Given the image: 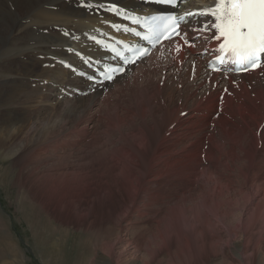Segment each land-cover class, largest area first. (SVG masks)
<instances>
[{"label":"rangeland","instance_id":"374dc122","mask_svg":"<svg viewBox=\"0 0 264 264\" xmlns=\"http://www.w3.org/2000/svg\"><path fill=\"white\" fill-rule=\"evenodd\" d=\"M210 1L213 0H192L190 3L195 6H204L210 5ZM198 13L200 12L196 14ZM195 17L194 21H197V16ZM86 28V33L91 30L90 34H93L94 28ZM96 28L101 31L105 29V25H98ZM55 30L68 40L65 53L51 55V57L40 54L37 56V61L25 59L26 64L34 69L32 74L34 77L29 76L25 80L24 86L22 85L23 87L19 88V82L17 86L11 81H5V84L0 82L3 85V89H0V92L4 91L3 97L10 98L6 103H11L16 109L18 107V111H28V120L32 122L29 123L31 127L34 125L39 128L48 125L53 129L50 136L47 137V139L50 138L49 143H45V138L44 141L39 137L43 135L40 131H31L35 133V136L37 134V138H40L31 139L32 142L23 139L22 134L25 137L27 132L21 133L18 140L19 158L2 155L0 151V264H109L101 257L104 251L110 254L111 264H119L126 258L134 256L141 261L145 255L153 256L148 258V264H184V262H189L188 258L197 262L198 255L205 258L206 255L203 252L194 254L191 249L185 251L184 247L181 248L184 239L180 237H172L169 241L168 245H170V252L173 255L167 253L168 250L164 245L157 251L149 248L145 241L152 239V246L160 240L153 227L159 224H156L159 217L158 211L164 210L167 203L166 193L170 189L174 190L169 187L172 181L167 179L159 191H150V196H154V198L150 202L147 200V207L142 215L139 216L136 208L129 215L124 216L121 214L122 206L126 204L129 196L126 195L124 184L117 180L115 163L127 162V157L132 154L140 157L143 163L147 160L151 163L155 155L158 154V151L156 154L154 152L155 147L161 146L162 143H168L170 140L171 128L173 124L176 125L175 120L180 111L177 104L197 106L198 103L200 106L204 102L202 104L205 105V108L202 107V111L199 110L202 116L199 114L196 117V115L190 125L192 133L189 136L184 131L185 129L181 130L180 137H177L180 149L171 153L170 158L173 162L166 166L175 171V157L187 160L193 154L194 157L201 158V153L198 154V152L204 145L206 148L203 151L208 150L207 164H210L215 160L208 159L215 157L217 152L219 154L216 147L221 144L224 147H220L224 150L235 147L233 151L237 157L240 156L243 160L253 156L257 157L254 163H244L245 161L240 158L234 164L236 172L243 174L251 165L256 164L261 169L260 177H263L264 164L261 161L264 151L261 149V144L264 141V82L258 81L263 80L264 69L243 83L239 81L241 83L239 85H231L225 78L220 77L217 83L219 100L215 102L218 106L216 107L214 104L215 106L212 107L213 109L215 107L217 112H212L210 105L213 104L205 103L206 101L202 99V88L199 91L200 87L192 83V80L195 79L183 76L182 73L185 71L187 63L175 66L176 76H172L168 69L161 70V68L154 67L153 71L150 70L151 72L147 73L148 75L144 74L143 78L135 80L136 82H130L129 88L123 92H118L117 89L122 87L124 80L118 81L113 86L87 84L84 78L74 75L71 69L64 67L58 60L81 63L79 56H87L82 53L84 48L93 52L94 49L91 50L93 48L92 41L84 35V30L78 33L79 35H75V39L78 38V41H71L65 37L70 31L65 26L56 25ZM9 47L14 46L10 44ZM195 50L199 51V45L195 47ZM201 50L204 52V48ZM104 55L106 56V54ZM98 58L102 57L98 56ZM92 59L95 60V58ZM3 60L0 57V64ZM155 60L140 61L136 71L146 69L149 62H155ZM57 67L62 68V72L58 73ZM16 68H19V64L16 65ZM126 77L128 78V76ZM196 79L200 81L201 76H197ZM175 80L177 81L175 82ZM233 83H237L236 80ZM235 88L239 90L240 95ZM174 89L175 94L172 96V100L174 99L175 103L172 101V104L175 105V115L172 114L173 109L168 111L162 108L170 101L165 93ZM158 92L159 94H157ZM182 94H186V96H182ZM215 120L219 122L217 123ZM215 126L222 127L218 129ZM50 128L48 130H51ZM207 128L210 130L213 128L212 132ZM255 128L258 129L255 130ZM223 130L226 131L223 132ZM231 131L233 132L231 133ZM31 132H28L29 139L32 137ZM232 134L237 137H233ZM138 135L142 137L143 141L132 147V137ZM135 139L137 138L135 137ZM231 140H236L235 142L238 144L230 145ZM175 142L178 144V139L175 141L174 138L166 145L175 149ZM181 142H193L194 149L183 152L184 144ZM111 152L113 153L111 154ZM245 154L246 157H243ZM257 155L262 156L258 159ZM220 157L224 158L223 154H220ZM222 173L225 175L229 171L223 170ZM225 176L227 179H231L230 175ZM171 179H175V177ZM233 179L235 184L243 180L241 177ZM176 185L183 186L181 177L175 180V187ZM164 196L165 199L158 203L160 197L163 199ZM241 196L236 190L229 197L227 194L222 196V199L224 202L241 205L244 203ZM145 200L139 201L138 204L141 205ZM205 200L202 203H205ZM231 216L230 218L234 221L235 216ZM177 235L182 236L183 234ZM178 238L180 240L177 242ZM110 247L113 248L110 249ZM206 264H223L221 254L210 253L209 256H206Z\"/></svg>","mask_w":264,"mask_h":264},{"label":"bare ground","instance_id":"6f19581e","mask_svg":"<svg viewBox=\"0 0 264 264\" xmlns=\"http://www.w3.org/2000/svg\"><path fill=\"white\" fill-rule=\"evenodd\" d=\"M152 2L153 0H151L149 3L141 0H0V57L4 59L0 64V82L5 84V81H11L15 86H17L19 82V88H20V86L25 84V80H27L29 76H32L34 70L31 69L26 64L25 59H32V60L34 59L37 61V56L40 54L49 55L51 57V55L56 56L65 53L64 46L68 43L67 42L68 40H66V38H64L62 35L59 34V32L55 30L56 25L67 27V29L70 30L69 32L71 31L75 32L74 35L80 33L83 30L86 31L85 30L86 27L94 28V25L96 27L98 25H102V26L105 25V29L101 31H98V29L95 27L93 29L94 30L93 34L104 35L105 32H107L121 38L128 37L126 33L120 31L119 29H116V23L122 22V19L117 17V15H113L109 12L103 11L104 8L109 7L107 3H113L115 5L114 9H117L119 12L128 10L129 12H136V14L141 13L147 15L149 13H152L153 11H163V10H158V5L153 4ZM216 3L217 0H213L210 3V5L195 6L194 4L187 2L185 6L183 7L181 6V8H177V10L180 12L182 11L190 12V11H197L202 9H211L215 7ZM195 16H197V21H194ZM213 22H214V17L210 14L200 15L198 13L197 15L193 14L190 16H186V21L182 24V33L184 35V42L181 41L180 37L173 38L168 41H162L158 46L155 47V49L153 50L150 56L144 58V60L156 59L155 62H149L148 67L146 69H141L139 71H136L137 66H139L138 65L139 62L143 60L141 59L140 61L134 62L133 65H127L126 70L121 75H117L110 82H103L101 85L107 84L109 86H113L118 81L124 80L125 82L126 81L127 82L126 83L123 82V84L121 85L122 87L117 89L118 92L121 91L123 92V90L129 88L130 82H134L135 80L143 78L147 73H149L150 70L153 71L152 69H154V67L161 68V70L168 69L169 72L171 71L172 76H176L175 66L177 65L180 66L183 63H187L185 67V71L181 73L183 74L184 77L195 79L192 80V83L195 85L197 84L198 87H200L199 91H201L202 88V93H201L203 95L202 99L206 101L205 103L213 104L212 106L210 105L211 108L210 110L212 112H217L215 107H214L215 110L212 107L215 106L216 105L215 102L219 100L217 97L218 95L217 83L219 82L220 77L225 78L227 82L231 85H239L241 84L239 83V81L243 83L245 80L249 79V77L255 76L262 69H264V64L259 65V67L254 71H247L244 74H238V75L227 74L225 72L214 73L208 71L206 69V64H204V61H208L209 59L215 56V49L217 44V40L214 38L216 34V30L212 26ZM205 25H207V27H205ZM67 35H65V37H67ZM77 39H73L71 41ZM10 44H12L14 47H9ZM92 44H93V48L91 50L94 49L92 53L86 48H84L85 49L84 51L82 50V53L86 54L90 58H95V59H97L98 56L103 57L105 56L104 54L108 53V57L111 59L110 61L112 62L114 61L112 59L111 54L108 51V48L105 49L104 46L99 45L98 42H92L91 45ZM197 45H199V51H196L197 48L195 50V47ZM202 48H204V52H202L201 50ZM104 49L106 50L107 53L104 52ZM30 63H32L31 60ZM170 63H172L173 65ZM18 64H19V68H16V65ZM57 69H58V73L59 71L62 72V68L60 69L57 67ZM132 71L135 72L132 73ZM182 74L179 75L181 76ZM126 76H128V78ZM197 76L198 77L201 76L200 81L196 79ZM183 79L184 78L182 77V80ZM235 80L237 83L234 84L233 81L235 82ZM176 81L177 80H175V82ZM183 81L185 83V80ZM258 82H264V78L263 80H259ZM191 86L193 87V85ZM231 88L233 90V86ZM0 89H3L2 84H0ZM237 91L239 93V90ZM3 92H0V151L2 155H12L15 158L16 157L19 158L18 140L21 133L27 132L25 133V137L22 134L23 139L25 141L30 140L28 142H32L31 139L37 140L40 138H37L38 137L37 134L35 136V133H32L31 131L34 132L40 131V133H42L43 135L39 137L43 138V140L45 138L46 141L45 140L44 141L46 143L48 142V140H50V138L47 139V137L50 136V133L51 131H53V129L48 127V125L45 126L47 123L44 125L45 127L38 128L37 126L34 125L31 127L29 123L32 122L28 120L29 117V115L27 114L28 111L27 112L25 111L23 112V110L18 111L17 110L18 107L16 109L15 107L12 106L11 103L9 104L6 103L10 98L9 97L4 98ZM157 94H159V92ZM174 94H175V89L166 92L165 95H167L166 97L170 98V101H168L165 107L162 106V108H165L168 111L173 109L172 110L173 115H175V105L172 104V101L174 102V99L172 100V96ZM198 94H199L198 96H200V93ZM238 95H240V93ZM182 96H186V94H182ZM24 100L26 101V99ZM202 103L204 104V102ZM202 103L200 104V106H198V103L197 106H191V105L184 106L181 103L179 104L176 103L180 108V111L178 112V116L175 120L176 125L173 124L171 128L172 132H170L171 133L170 140L168 141V143L160 142L162 143L161 146L155 147L154 152L156 154V152L158 151V154L155 155L153 160L151 158L152 160L151 163H149L148 160L143 163L142 159L138 156H135L134 154L127 157L128 160L127 162L124 161L123 163L120 162L115 163V172H116L117 180L120 181L119 183L124 184L123 186L126 189L125 190L126 195L129 196L126 204L122 206L121 214L127 216L130 214V212L135 211V209L137 208L139 216L142 215L144 213V209L147 207V200L150 202L154 198V196L152 197L150 196V191L153 192L159 191L160 188L163 187L164 181L169 179V181H172V184L169 187L170 188L172 187L174 190L170 189V191L166 193L167 203L164 207V210L158 211L159 219L157 218L156 224L158 223L159 224L153 227L155 228L154 229L155 232L158 234V237L160 239L159 242L151 246V244H153L152 239L145 241V243H147L150 249H154L155 251H157L160 248L162 249L164 245L166 250H168L167 253L171 254L172 253L170 252L171 247L170 245H168L170 244L169 243L170 239L172 237H180L184 239L182 241L181 248L184 247V249H186L185 251L191 249L192 253L194 254L197 253L199 254V252L201 253L203 252L205 253L206 256H209L210 253L221 254V261L223 262V264H264V182H263L264 175H262L263 177H260L261 169H259V167L256 164H253L251 165L250 168H248L247 171L242 170L244 171V173L242 172L243 174H241L240 172H236L234 169L235 167L234 164L236 163V161L240 160L241 157L240 156L237 157V155L233 151L235 147L234 148L231 147L230 150H224L222 147H220L223 146L221 144L217 145L216 147L217 150L219 151V154L217 152L215 157L208 159L210 161L213 159L215 160L212 161L210 164H207L208 150L203 151L206 148L204 145L202 150L198 152V154L201 153V158L194 157L193 154L192 156H189L187 160H181L175 157V171L170 170V167L166 166L173 162V160L170 158L171 153L180 149L179 138L177 137H180V133L182 132L181 130L185 129L184 131L189 136L192 133L190 131V125L193 122L194 117L196 115H197L196 117L199 116L200 114L199 110L205 108V105H203ZM232 105L234 106V104ZM217 106L218 105H216V107ZM200 115L202 116V113ZM221 123L224 124L223 122ZM46 127L50 128L51 130H48V128ZM212 129L213 128H211V130L210 129L208 130L212 132ZM256 129L258 128H255V130ZM29 131L31 132V136H32L30 139L28 137ZM224 131L226 130H223V132ZM232 132L233 131H231V133ZM215 134L212 133V135ZM225 135L227 136V134ZM235 136L237 137V135ZM235 136L233 135V137ZM135 137L137 139H135ZM174 138L175 141L178 139V144L177 142H175V149H171L170 146L166 144L172 142ZM132 140H133L132 147L141 144L143 141L140 135L133 136ZM235 141L233 140L232 142H230V145L238 144ZM181 143L184 144L182 146L183 152H186L189 149L190 150L194 149L193 148L194 146L192 144L193 142L192 143L181 142ZM116 144L117 143H115V145ZM254 149H257V147H254ZM261 149L262 151H264V141L263 144H261ZM145 151L147 150L145 149ZM254 151L256 152V150ZM112 153L113 152H111V154ZM149 153L150 152H148V154ZM165 154H170V155H165ZM220 154H223L224 158L220 157ZM261 156L262 155H259L258 159ZM243 157H246V154L243 155ZM117 159L118 158H116V160ZM241 160L243 159L241 158ZM255 160H257V157L253 156L252 158L247 160L244 159L243 161H245L244 163L246 162L254 163ZM261 162L264 164V156L262 157ZM248 166H250V164ZM223 170L229 171V173H226L225 175H230L231 176L230 180L227 179L226 176L222 173ZM233 171H235V173H233ZM262 174H264V170ZM173 177H175V179H171ZM179 177H181L183 186L176 185L175 187V180L178 179ZM234 177H241L243 179L241 180V182L242 181L243 182L242 183L238 182L237 184H235L233 179ZM194 183H196L197 185H195ZM165 186H167V184H165ZM236 190L238 191V194L242 195L241 197H243L244 203L241 205L239 204L234 205L228 202H224L222 196H225L227 194V197H229L230 194L233 192L235 193ZM144 199L146 200L143 201L141 205H139L138 202L139 201L141 202ZM164 199L165 196L163 199H161L160 197V201H158V203L159 202L161 203L162 200ZM203 200H205V203H202ZM153 210L156 211L155 209ZM231 215L235 216V218L233 217L234 221L230 218ZM119 217H121L120 214ZM177 234H183V235L179 236ZM180 238L177 239V242L180 240ZM111 248L113 247H110V249ZM206 256L205 258H203L198 255L197 262L191 261L192 259L188 258L189 262L188 263L184 262V264H206ZM101 257L103 258V260L109 262V264L112 263V258L109 253L104 251ZM149 257H153V256L145 255L144 257H142V260L140 261L138 258L134 256L133 258H126L123 261L120 260L121 262L119 264H148L147 260Z\"/></svg>","mask_w":264,"mask_h":264},{"label":"snow or ice","instance_id":"6c2138e0","mask_svg":"<svg viewBox=\"0 0 264 264\" xmlns=\"http://www.w3.org/2000/svg\"><path fill=\"white\" fill-rule=\"evenodd\" d=\"M163 2L174 3V0ZM199 14L214 17V38L223 41L219 45L220 52H231L237 64L257 66L260 54L264 53V0H218L214 8ZM152 19L165 22L163 31L175 29L179 24V20L174 17ZM108 79L112 77L108 76Z\"/></svg>","mask_w":264,"mask_h":264}]
</instances>
